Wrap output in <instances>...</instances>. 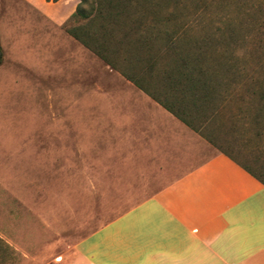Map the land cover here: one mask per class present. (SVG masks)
I'll list each match as a JSON object with an SVG mask.
<instances>
[{"label": "rangeland", "instance_id": "374dc122", "mask_svg": "<svg viewBox=\"0 0 264 264\" xmlns=\"http://www.w3.org/2000/svg\"><path fill=\"white\" fill-rule=\"evenodd\" d=\"M56 8L42 13L26 0H0V264L71 258L82 238L143 200L155 182L135 178L139 149L160 165L157 186L218 151L264 179V127L230 115L201 133L168 119L156 124V101L70 34L86 21L53 17ZM254 8L257 0L198 7L186 18L195 25L189 50L246 54L250 68L264 67V26H251L264 18ZM211 25L235 34L232 44L200 49L196 40L212 37ZM246 99L254 115L260 103Z\"/></svg>", "mask_w": 264, "mask_h": 264}, {"label": "crops", "instance_id": "0c3cea01", "mask_svg": "<svg viewBox=\"0 0 264 264\" xmlns=\"http://www.w3.org/2000/svg\"><path fill=\"white\" fill-rule=\"evenodd\" d=\"M26 1L42 13L56 5L51 15L57 18L70 17L79 3ZM159 107L151 116L156 124L168 119L191 129ZM137 151L135 178L161 181L155 177L159 163H146ZM180 169L164 184L151 183L143 200L82 238L71 258L50 264H264V184L221 151Z\"/></svg>", "mask_w": 264, "mask_h": 264}, {"label": "trees", "instance_id": "16d2710c", "mask_svg": "<svg viewBox=\"0 0 264 264\" xmlns=\"http://www.w3.org/2000/svg\"><path fill=\"white\" fill-rule=\"evenodd\" d=\"M211 1L79 0L70 20H83L86 25L71 29L70 34L193 131L201 133L207 124L228 115L250 118L260 130L264 127L263 65L250 68L246 54L212 58L207 52L189 50L192 39L187 32L195 25L186 18ZM257 3L259 8L254 11L262 12L264 18L260 9L264 0ZM251 26L259 31L264 22L254 21ZM210 28L212 37L196 40L200 49L209 48L210 42L229 46L235 40V34L221 26ZM3 59L0 41V65ZM234 60L242 63L237 65ZM242 87L245 92L240 97ZM235 98L241 103L233 108ZM246 98L252 104L260 103L254 115L246 107ZM221 152L264 184L263 177L252 168Z\"/></svg>", "mask_w": 264, "mask_h": 264}]
</instances>
